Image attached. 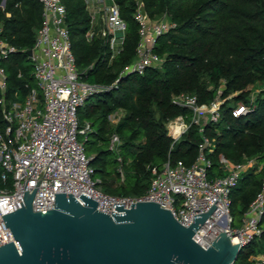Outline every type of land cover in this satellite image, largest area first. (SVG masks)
<instances>
[{
  "label": "trees",
  "instance_id": "1",
  "mask_svg": "<svg viewBox=\"0 0 264 264\" xmlns=\"http://www.w3.org/2000/svg\"><path fill=\"white\" fill-rule=\"evenodd\" d=\"M0 0V38L16 51L0 64L7 74V101L23 99L37 87L33 64L27 51L34 48L43 24L39 0ZM66 7L65 24L80 79L102 89L90 95L78 110L79 135L91 166L102 177L99 186L107 193L141 197L168 160L192 165L199 154L203 136L212 160L210 177L224 174L220 157L234 162L256 159L242 173L230 193L233 225L240 226L264 180V0H115L127 23L121 51L112 58L108 37L99 30L92 38L91 16L84 0H61ZM142 7L149 18L167 16L175 26L158 37L154 53L161 59L142 74L123 73L137 55L140 40L135 13ZM250 86H260L253 94ZM192 94L200 104L216 97L224 102L217 122L190 128L173 144L167 123L178 116L191 121L192 111L173 102V96ZM1 97V91H0ZM242 103L247 112L234 116ZM122 111L117 123L111 114ZM6 121L0 104V128ZM116 134L120 142L111 148ZM261 166V168H260ZM0 188L12 180L2 179ZM260 237L244 245L234 264H254L253 257L264 254V215Z\"/></svg>",
  "mask_w": 264,
  "mask_h": 264
},
{
  "label": "built area",
  "instance_id": "2",
  "mask_svg": "<svg viewBox=\"0 0 264 264\" xmlns=\"http://www.w3.org/2000/svg\"><path fill=\"white\" fill-rule=\"evenodd\" d=\"M39 2L43 7V24L37 32L33 53L29 56L37 87L31 89L25 98L8 102L5 97L7 74L0 64V104L6 121V127L0 128L2 179L7 181L8 175L12 174L9 186L0 188V224H3L0 225V238L3 245L6 242L17 245L11 229L4 227L3 216L21 206L19 199L23 202L24 193L28 190L34 193V211L54 208L55 193L73 194L79 201L84 193L97 201L98 209L107 214L117 211L115 205L124 204V208L128 209L137 202L153 201L169 209L184 226H190L194 216L207 213L217 202V208L196 231L200 237L197 242L201 246L208 248L222 231H226L232 240L238 238L242 245L260 237L263 232L260 222L264 215V180L240 226L233 225L230 212L231 190L242 173L256 164V159L234 162L222 155L220 168L224 174L210 177L212 160L205 152L210 141L205 136L192 165H186L182 160H168L161 171L153 168L150 187L141 197L109 194L99 186L100 180L93 176L91 157L79 140V135L85 134L88 126L84 129L79 127L78 110L90 95L102 87L80 79L70 33L65 24L66 7L63 2ZM84 3L92 24L88 38L94 36L97 28L102 36L108 37L113 58L121 51L127 30L118 4L115 0H84ZM135 19L140 36L137 55L123 73L142 74L147 67L161 62L153 51L155 43L175 23L165 15L151 19L142 7L135 13ZM14 51V45L0 38V59ZM173 102L192 111L190 122L181 115L168 121L167 129L174 144L192 124L199 125L203 132L206 122H217L224 100L218 96L211 104H200L195 95L183 93L174 95ZM246 112L244 104H239L232 111L235 117ZM119 142L118 135L114 134L111 148H116ZM253 259L254 264H264V256Z\"/></svg>",
  "mask_w": 264,
  "mask_h": 264
},
{
  "label": "water",
  "instance_id": "3",
  "mask_svg": "<svg viewBox=\"0 0 264 264\" xmlns=\"http://www.w3.org/2000/svg\"><path fill=\"white\" fill-rule=\"evenodd\" d=\"M32 53L27 51L29 56ZM55 194L54 208L34 211V193L25 191L21 206L3 216L4 227L11 229L17 245L7 243L4 236L3 245L0 238V264H234L244 246L233 243L226 231L208 248L197 242L196 231L217 202L184 226L153 201L137 202L128 209L115 205L117 211L107 214L84 193L79 197L82 202L73 194Z\"/></svg>",
  "mask_w": 264,
  "mask_h": 264
},
{
  "label": "rangeland",
  "instance_id": "4",
  "mask_svg": "<svg viewBox=\"0 0 264 264\" xmlns=\"http://www.w3.org/2000/svg\"><path fill=\"white\" fill-rule=\"evenodd\" d=\"M260 86H250V88L251 89H253L252 91H253V94L254 93H256V92H258V90L260 89L259 88ZM239 104H242L241 102L239 103ZM122 113V111H116V112H114L113 114H111V117H110V120H111V122L112 123H117L118 122V119H119V117L121 116V113ZM101 177H102V174L101 173H97L96 174V179L97 180H99V179H101ZM235 226V225H234ZM264 256V254L263 253H260V254H258V255H256V256H254V258H262Z\"/></svg>",
  "mask_w": 264,
  "mask_h": 264
},
{
  "label": "bare ground",
  "instance_id": "5",
  "mask_svg": "<svg viewBox=\"0 0 264 264\" xmlns=\"http://www.w3.org/2000/svg\"><path fill=\"white\" fill-rule=\"evenodd\" d=\"M233 243H239V239L238 238H234L233 239Z\"/></svg>",
  "mask_w": 264,
  "mask_h": 264
},
{
  "label": "crops",
  "instance_id": "6",
  "mask_svg": "<svg viewBox=\"0 0 264 264\" xmlns=\"http://www.w3.org/2000/svg\"><path fill=\"white\" fill-rule=\"evenodd\" d=\"M251 87H252V86H251ZM253 87H254V86H253ZM120 113H121V112H120ZM121 115H122V113H121ZM110 117H111V116H110ZM120 117H121V116H120ZM120 117H119V119H120ZM119 119H118V120H119Z\"/></svg>",
  "mask_w": 264,
  "mask_h": 264
}]
</instances>
